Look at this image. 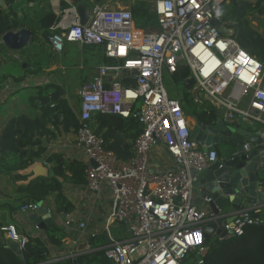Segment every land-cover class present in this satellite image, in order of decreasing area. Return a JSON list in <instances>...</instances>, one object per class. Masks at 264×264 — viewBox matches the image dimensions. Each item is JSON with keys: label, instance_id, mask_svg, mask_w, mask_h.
Returning <instances> with one entry per match:
<instances>
[{"label": "built area", "instance_id": "2783aa9c", "mask_svg": "<svg viewBox=\"0 0 264 264\" xmlns=\"http://www.w3.org/2000/svg\"><path fill=\"white\" fill-rule=\"evenodd\" d=\"M64 1L67 7L53 10L57 19L50 29L56 32L48 36L52 51L60 54L67 44H100L106 57L121 59L119 64L100 65L77 92L75 135L87 159L86 188L98 192L106 183L113 200L111 220L128 223V237L108 243L103 248L105 257L114 264H185L193 253L190 264H203L208 252L205 224L215 222L224 232L217 238L230 239L241 235L245 225L258 224L264 205L239 208L227 219L230 214L214 215L195 204L194 185L218 160V153L212 146L203 150L190 138L192 127L179 100L168 93L165 75L186 65L185 81L193 79L192 91L203 94L224 122L245 124L250 130L264 127V62L243 49L232 28L216 15L223 3L235 0H151L158 18L155 29L138 27L130 8L92 1L81 24L75 4ZM244 1L264 7V0ZM213 19L227 32L215 27ZM260 32L264 36V27ZM125 76H131L133 83L123 84ZM96 113L137 119L141 131L128 159L104 148L90 124ZM158 143L172 160L168 169L151 167V151ZM251 148L243 142L233 154ZM35 161L48 166L44 159ZM258 168L263 169L264 162ZM38 208V203L30 202L18 212ZM2 230L17 242L19 251L25 248L28 234L13 223Z\"/></svg>", "mask_w": 264, "mask_h": 264}, {"label": "trees", "instance_id": "16d2710c", "mask_svg": "<svg viewBox=\"0 0 264 264\" xmlns=\"http://www.w3.org/2000/svg\"><path fill=\"white\" fill-rule=\"evenodd\" d=\"M89 1L102 4L115 0ZM225 4L228 7H225L223 12L222 7ZM60 7L61 9L67 7V3L61 1ZM229 7L231 9H228ZM130 9L138 27L144 29L158 27V18L151 0H134ZM219 10L221 20L231 22L229 26L234 30L238 44L263 62L264 36L260 33L261 28L255 27L248 16L263 17L264 7L259 2L249 3L241 0L237 3L235 0L223 3ZM56 19L48 0H26L25 5L21 0H3V5L0 4V53L7 50L1 43V36L6 31L27 27L34 36L31 45L19 52L28 53L29 60L26 62L27 67L22 76L15 79L14 85L18 86L20 80L26 76L42 74L44 66H49L53 59H57L48 43V36L56 32L50 29ZM81 46L85 50L86 46H98L99 52L96 55L100 56L104 65L121 62V59L106 57L100 44ZM35 52L40 56L36 57ZM188 74V67L181 64L175 72L167 75L165 82L167 85L179 87L185 82ZM9 78L8 75L2 76L0 90L5 89L2 82ZM121 82L128 85L133 83V79L131 76H125ZM29 87H22L9 94L6 99L10 100V103L7 106L6 99V102L0 103V211H7L11 215L22 205L37 203L51 191L60 188L61 181L64 183L68 180L66 174L71 163H68L69 161L65 160L61 153L46 154V142L57 139L62 133H76L79 127L76 111L66 98L60 97L49 104L38 103L42 97L57 91L59 86L48 82L30 87L29 94H25L24 90ZM200 100H205V104L197 105L182 86L179 102L184 113L193 115L194 118L197 117L205 123L216 125L222 118L220 112L206 98ZM90 124L93 132L101 138L104 148L112 151L122 160L132 155L133 142L141 131L136 118H123L116 113H96L91 117ZM38 158H43L51 165L49 178L44 176L30 178L31 174L25 172L27 167ZM70 175L73 178L83 177L82 167L80 166V172L73 171ZM262 215L263 219L258 224L245 225L241 235L230 239L215 238L210 241L207 244L208 252L203 257V264H264V213ZM43 249L37 238L28 237V242L21 251L22 259L8 246L4 248L1 244L0 264H72L70 259L49 262ZM193 255L192 253L190 256ZM89 259H95L100 264L107 261L102 250L91 255L78 256L77 263L84 264Z\"/></svg>", "mask_w": 264, "mask_h": 264}, {"label": "crops", "instance_id": "0c3cea01", "mask_svg": "<svg viewBox=\"0 0 264 264\" xmlns=\"http://www.w3.org/2000/svg\"><path fill=\"white\" fill-rule=\"evenodd\" d=\"M61 1L64 0H48L51 10L53 11L57 8L61 9ZM116 2L117 1H107L103 4L109 7H116ZM70 45L73 44H67L62 53H55L57 59H53L49 66H44L42 74L29 75V77L33 79L32 81H39L41 85L52 82L60 88L72 82L74 87L79 90L85 82L91 80L96 74L99 66L103 64V61L100 60V56L96 55V53L99 52L98 46H86L85 50L83 46L75 44L74 52L69 53ZM51 66H53L52 70H50ZM47 71L49 72L48 74L46 73ZM71 71H73V75H70L69 72ZM49 74H53V76H47L46 78V75ZM40 80H42L43 83ZM192 87L191 85L186 90L191 94L197 105H204L205 100H200L205 99L204 95L200 92H193ZM9 94L10 93H8V96ZM197 94L199 95L197 96ZM173 98L179 100V97ZM78 110L79 102L76 114ZM185 115L188 124L193 128L195 125L194 116L188 113H185ZM233 124L236 125L233 135H236L235 132L238 128L249 129V126L245 124L243 125L238 122H234ZM233 124L231 125L233 126ZM209 125L215 128L217 127L213 124ZM212 147L217 151L218 158H221L240 150L242 143L235 147L228 143H221L219 145H213ZM52 153H61L63 158L69 161L68 163H71L66 174L68 180L64 183L60 180V188L51 191L37 202L39 207H45L47 212L50 213L52 223L45 224L44 227H38L31 220V215L34 212L20 213L17 211L11 215L7 211H0V246L3 244L4 248H7V244L5 245L7 242V235L2 231L1 227L13 223L19 232L28 234L29 238L32 237L39 240L49 262L60 259H70L72 264H74V261L78 264V256L91 255L97 251H102L112 240L127 238L129 235L128 223L126 221L113 222L111 220L110 214L113 210V200L106 183L101 185L98 192H92L86 188L85 168L87 166V159L84 156L82 148L77 144L75 133H62L57 139L46 142V154ZM41 159L43 158H38V160ZM150 161L153 170H164L172 166L171 158L160 143L153 147ZM80 166L83 169V177L75 176L73 178L70 174L73 171L80 172ZM46 167L48 170L44 177L49 178L51 175V165L48 163ZM30 178H32L31 175ZM197 183L198 181L195 183L193 190L195 204L206 210H211L208 203L202 198L201 187L198 188L196 186ZM262 188L263 187L260 189ZM227 206L228 204L225 205L222 212L224 214H230L228 216L229 218H227L230 219L232 215L231 212L228 211ZM44 217H47V215H44ZM53 226L55 227L54 229L52 228ZM213 239L214 238H211L210 241ZM106 260V263L102 262V264H114L107 258ZM84 264L100 263L96 262L95 259H89Z\"/></svg>", "mask_w": 264, "mask_h": 264}, {"label": "water", "instance_id": "95a60500", "mask_svg": "<svg viewBox=\"0 0 264 264\" xmlns=\"http://www.w3.org/2000/svg\"><path fill=\"white\" fill-rule=\"evenodd\" d=\"M241 0H236L240 3ZM75 4L80 23L86 22L89 9V0H72ZM3 5V0H0ZM212 24L221 32H227V29L219 20L213 19ZM33 33L27 27H20L14 30H8L1 36L3 46L11 51L20 52L27 48L33 42ZM193 84V79L186 80L182 86L188 89ZM63 88L50 93L38 100L39 104H49L62 96ZM195 125L190 132V138L198 142L202 149L208 146L228 143L232 146H238L243 142H249L252 148L244 154H228L217 161L211 163L207 169L201 173L196 186L201 187L202 198H209L208 205L214 215H218L228 204L229 212H234L242 207H251L253 205L263 204L264 200V168L259 169L258 164L264 162V127L255 129H236V135H233L236 125H227L222 119L217 121L216 128L212 125L194 118ZM94 165V163L92 162ZM47 167L39 161L30 164L25 172L31 174L32 178L46 176ZM263 187L262 189H260ZM263 191V192H262ZM47 215V217H44ZM44 217V218H42ZM44 219V220H42ZM31 220L38 226L44 227L45 224L52 223V218L47 209L40 206L31 215ZM43 221V222H41ZM204 242L208 244L211 235L215 238L223 236V231L215 222L207 223L203 226ZM7 246L17 253L22 259L23 254L18 250L16 241L7 238ZM74 264L76 262L74 261Z\"/></svg>", "mask_w": 264, "mask_h": 264}, {"label": "rangeland", "instance_id": "374dc122", "mask_svg": "<svg viewBox=\"0 0 264 264\" xmlns=\"http://www.w3.org/2000/svg\"><path fill=\"white\" fill-rule=\"evenodd\" d=\"M21 2L23 3V5H25L26 0H21ZM132 4H134V0H119L116 7L120 6V7L130 8V6ZM226 5L227 4H225V6L222 7V9L224 8L223 12L228 7ZM228 9H231V7H229ZM248 18L251 19V23L255 27H260L261 29H262V27H264V17H257V18L255 17L254 18L253 16H248ZM223 22L226 24L227 27L231 28L229 26V25H231L230 21L223 20ZM74 46L75 45H70L69 53L74 52ZM34 54L36 57L40 56L39 53H37V52H35ZM28 60H29V54L28 53L21 54L19 52H15V51H11V50L2 51L0 53V81L2 80V76H4V75H8L10 77L9 79H6L2 82L5 89L0 90V103L4 102L5 99L8 98V93L11 94L14 91H16L17 89H21L22 87L24 88L26 86L34 87V86H40L41 85V82H39V81L34 82V81H32L33 79L29 76H26L24 79L20 80V84L18 86L14 85L16 82L15 79L17 77L22 76L24 69L27 67L26 62H28ZM52 69H53V66L50 67V70H52ZM45 70H47V69H45ZM72 72L73 71L69 72L70 75H73ZM46 73L48 74L49 72L47 71ZM47 76L52 77L53 74L46 75V78H47ZM166 77H167V74L165 75V78ZM40 81H42V80H40ZM42 83H43V81H42ZM165 84H166V82H165ZM30 87H29V89L24 90L25 94H29L30 89H31ZM166 87H167L168 93L171 96H173V97H180L181 96L182 84H180L179 87H175L174 85L170 86V85L166 84ZM62 88L64 89V92L62 94V98H66L67 101L69 102L70 106L76 111L77 106H78V102H79V96L77 93L78 92L77 88L74 87V84L72 82L65 84ZM186 92H188V91L186 90ZM21 93H23V92H21ZM189 95L191 96L190 93H189ZM9 103H10V100H7L6 106ZM4 226H6V225H4ZM191 259H192V257L188 256L185 264H190Z\"/></svg>", "mask_w": 264, "mask_h": 264}, {"label": "clouds", "instance_id": "9594fccd", "mask_svg": "<svg viewBox=\"0 0 264 264\" xmlns=\"http://www.w3.org/2000/svg\"><path fill=\"white\" fill-rule=\"evenodd\" d=\"M216 15H217V16L221 15V11H220L219 9H217V11H216Z\"/></svg>", "mask_w": 264, "mask_h": 264}, {"label": "snow or ice", "instance_id": "6c2138e0", "mask_svg": "<svg viewBox=\"0 0 264 264\" xmlns=\"http://www.w3.org/2000/svg\"><path fill=\"white\" fill-rule=\"evenodd\" d=\"M244 54L243 53H241V56H243ZM252 63L254 64L255 62L254 61H252ZM250 82V81H249ZM189 239H191V238H189Z\"/></svg>", "mask_w": 264, "mask_h": 264}]
</instances>
